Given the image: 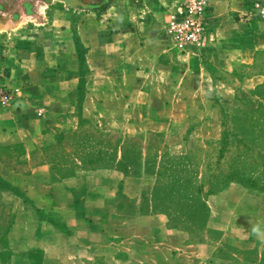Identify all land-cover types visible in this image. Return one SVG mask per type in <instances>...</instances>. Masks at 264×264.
<instances>
[{
  "label": "crops",
  "instance_id": "crops-1",
  "mask_svg": "<svg viewBox=\"0 0 264 264\" xmlns=\"http://www.w3.org/2000/svg\"><path fill=\"white\" fill-rule=\"evenodd\" d=\"M166 1L113 0L77 21L85 51L65 12L40 16L30 41L5 16L0 51L14 97L0 106V180L12 190L14 218L0 264H264V191L234 181L204 193L203 225L172 224L185 216L176 210L126 212L157 175L122 166L125 138L168 132L191 110L190 137L218 138L221 104L232 105L239 86L264 85V20L249 13L251 0H208L214 20L202 48L188 53L160 42L173 10ZM83 121L102 137L116 134L114 161L67 157L74 149L58 140Z\"/></svg>",
  "mask_w": 264,
  "mask_h": 264
},
{
  "label": "rangeland",
  "instance_id": "rangeland-1",
  "mask_svg": "<svg viewBox=\"0 0 264 264\" xmlns=\"http://www.w3.org/2000/svg\"><path fill=\"white\" fill-rule=\"evenodd\" d=\"M176 1H166L172 6V13L176 7ZM110 2L108 0H0V21H2L0 37L1 39L3 38L5 30L3 21L5 16L16 18L14 29L12 30L20 34L22 38L30 41L29 39L33 36L36 28L39 25L43 27L42 23L39 24L40 16L43 17L44 22L49 17L62 11L71 19V32L73 33L76 50L85 51L84 43L81 42L78 34H76L77 21L86 19L91 15L100 14ZM149 2L151 3L152 0H149ZM136 11L133 10V13H136ZM165 22L160 30V42L166 51L178 53L164 44L163 27ZM259 64L264 67L263 57ZM191 111L189 120L185 121L183 125L172 127L168 132H145L123 140L122 166L135 172L152 171L157 175L154 188L151 191L141 193L140 202L132 204L131 208L126 210L127 213H142L157 209H164L169 212L176 210L185 216H180L182 218L181 221H171L172 224L189 226V223L192 222L196 225H203L207 218V209L203 204L204 192L197 191L203 167L194 165L195 161L191 159V152L200 147L198 149L201 151L202 160L200 164H202L203 159L212 158L223 129L225 130L229 125L227 120L237 114L250 112L256 117L257 123L254 130L260 143L255 148L260 153H264V85L248 90L239 86L237 100L230 106L221 104L220 135L218 138L203 140L190 137L191 128L197 123L194 118V111ZM93 129L97 130L92 122L83 121L79 130L64 133L58 140L59 144L64 145L67 150L74 149L73 155L71 153L67 155L72 162L75 161V158L88 161L89 164L98 162V160H108L109 163H111V160H115L117 146L120 143L116 134L111 132L110 136L102 137L94 132ZM94 133L99 136L101 141L99 144L105 145L104 148L96 147L90 142L93 137L87 134ZM184 139H188L185 146L175 147L177 142H181ZM104 140L113 144L103 143L102 141ZM260 161L261 158L259 159ZM263 163L264 161H261L260 164L254 165L251 169L241 170L245 177L244 185L249 189L264 191ZM225 179H219L215 184H210L206 188H213V192H215L227 184ZM10 192L12 190L5 182L0 180V248L4 258L11 254V250L5 249L6 232L9 230L14 218V206L9 195ZM142 200L147 201V203H141ZM18 203H21L20 200ZM39 216L43 217L41 213H39ZM33 253L38 259L41 258L44 261L45 258L42 251L35 250Z\"/></svg>",
  "mask_w": 264,
  "mask_h": 264
},
{
  "label": "trees",
  "instance_id": "trees-1",
  "mask_svg": "<svg viewBox=\"0 0 264 264\" xmlns=\"http://www.w3.org/2000/svg\"><path fill=\"white\" fill-rule=\"evenodd\" d=\"M227 121L229 125L225 130L223 129L212 158L203 159L200 164L202 160L201 151L198 150L200 147L191 152V159L195 161L194 165L203 167L198 192H213V188L208 189L206 186L225 178L227 184L235 181L244 185L245 177L241 170L251 169L264 161V153H260L255 148L260 143L254 130L257 123L256 117L250 112H242ZM262 165L264 166V163Z\"/></svg>",
  "mask_w": 264,
  "mask_h": 264
},
{
  "label": "built area",
  "instance_id": "built-area-1",
  "mask_svg": "<svg viewBox=\"0 0 264 264\" xmlns=\"http://www.w3.org/2000/svg\"><path fill=\"white\" fill-rule=\"evenodd\" d=\"M248 10L251 15L264 20V0H251ZM213 20V9L208 0H177L173 13L163 27L165 46L178 53L200 50L204 35L210 29ZM9 78L8 66L0 51V106L2 107L7 106L14 97V88L10 85Z\"/></svg>",
  "mask_w": 264,
  "mask_h": 264
},
{
  "label": "clouds",
  "instance_id": "clouds-1",
  "mask_svg": "<svg viewBox=\"0 0 264 264\" xmlns=\"http://www.w3.org/2000/svg\"><path fill=\"white\" fill-rule=\"evenodd\" d=\"M252 231H253L254 233L258 234V235L261 234V233H260V229H259L258 227H254V228L252 229Z\"/></svg>",
  "mask_w": 264,
  "mask_h": 264
}]
</instances>
